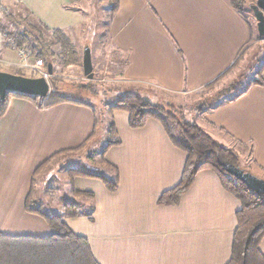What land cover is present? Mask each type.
Segmentation results:
<instances>
[{
    "label": "crops",
    "instance_id": "crops-1",
    "mask_svg": "<svg viewBox=\"0 0 264 264\" xmlns=\"http://www.w3.org/2000/svg\"><path fill=\"white\" fill-rule=\"evenodd\" d=\"M81 1L0 0V4L26 10L51 29L68 30L84 20ZM251 26L230 0H119L108 35L125 55L126 81L152 85L168 96L167 103L184 107L187 95L234 64L254 32ZM19 61V51L0 32V70L16 73ZM96 116L91 104L42 107L26 97L11 98L0 118V232L52 233L43 215L26 209L27 198L33 191L43 212L62 214L60 204H55L60 198L44 199L43 189L34 188L35 181L54 160L88 150ZM114 120L121 143L110 147L105 159L119 170L118 190H108L98 178L68 176L69 185L60 190L64 194L72 186L95 195L93 213L66 217L68 225L89 239L100 264H227L241 201L223 187L214 170L203 169L179 204H159L160 195L180 182L187 154L158 119L132 128L129 112L116 110ZM196 122L264 178V85L216 101ZM69 168L59 170L68 175ZM67 199L78 202L81 210L92 206L91 199L89 206L84 199ZM260 249L264 253V237Z\"/></svg>",
    "mask_w": 264,
    "mask_h": 264
},
{
    "label": "trees",
    "instance_id": "trees-1",
    "mask_svg": "<svg viewBox=\"0 0 264 264\" xmlns=\"http://www.w3.org/2000/svg\"><path fill=\"white\" fill-rule=\"evenodd\" d=\"M230 1L238 13L251 26V19L247 15V11H252L250 4L255 3L256 0ZM112 2L110 22L119 8V0H112ZM0 13H5L6 16L13 17L3 4H0ZM34 31L38 35L34 34ZM75 31V28L68 30L51 29L42 21H37L36 24H27V27L23 31L8 32L0 24V32L6 38H10V44L12 46L17 48L18 51L24 49L27 52V56L34 60L39 58L43 59L47 70L48 64H52L54 69L55 59H59L66 66L77 64L81 60L83 63V51L81 53ZM44 32H49L53 35L54 46L57 45V50H54L52 46L44 42ZM261 39L264 38L258 34L257 41ZM255 42L256 40H254L252 35L230 68L235 66L236 62ZM263 72L264 63L257 73L258 77L252 80L248 87L244 88L235 96H241L252 85H264ZM16 73L24 74L21 70ZM50 79L52 90L47 97L8 91L6 99H0V118L7 111L13 96L26 97L42 107H50L64 102L90 106L89 103L82 99L64 94L55 85L57 80H61L58 78V75L54 76L53 74L50 76ZM218 79L219 77L216 80ZM216 80L211 83H214ZM108 107L112 118L109 133L114 135L115 138L108 140L101 152V160L106 168V172L92 173L75 169L71 171V178L76 175L98 178L105 183L108 190L112 192L117 191L120 185L119 170L105 159L106 151L110 147L121 143L116 130L114 112L116 110L129 112V123L132 128L143 127L150 118L158 119L166 128L173 143L187 154V160L180 182L164 191L160 195L158 203L179 204L182 194L192 185L201 170H214L220 177L223 187L236 196L242 204L241 208L237 211L238 225L234 233L232 256L227 264H264V253L260 249V242L264 237V195L258 194L250 189L243 181L231 175L225 168L226 163H232L242 167V160L239 153L235 149L227 147L217 141L196 121H183L181 118L179 119L175 113L178 109L177 105L168 104L164 106L149 97L130 93L117 98ZM95 123L92 139L97 134L98 116H96ZM73 188L76 194L86 196L92 200L91 208L81 210L79 203L68 202L64 205L62 214H47L36 205L37 202L33 198V191L29 194L26 209L29 212L43 215L53 231L46 236L14 235L0 232V264H100L93 254L89 239L86 236L77 234L66 222V217H76L82 214L91 215L95 209V195L93 192L80 191L75 187Z\"/></svg>",
    "mask_w": 264,
    "mask_h": 264
},
{
    "label": "rangeland",
    "instance_id": "rangeland-1",
    "mask_svg": "<svg viewBox=\"0 0 264 264\" xmlns=\"http://www.w3.org/2000/svg\"><path fill=\"white\" fill-rule=\"evenodd\" d=\"M80 5L84 9V20L75 32L81 53L87 44L91 47L94 78L89 79L85 75L82 60L77 64L66 66L59 59H55L54 76L58 75V78L61 79L57 80L55 85L64 94L82 99L96 109L98 116L97 134L92 139L93 141L87 148L88 150H83L76 154V156L67 155V159L61 157L54 161L52 159L49 160L42 169L46 168L53 161L50 167L51 171L47 169L45 174L43 172L42 175L37 176L34 186V188L41 187L43 189L42 197L46 200L52 197L58 200L60 198L61 201L55 202V204H60L62 211H64L66 203L72 202L67 199V196L71 197L72 200L75 198L84 199L87 202L86 206H89L90 199L76 194L72 186L70 188H68L69 186L67 187L70 191L65 192V194L63 191H60L63 190V187L69 185L67 180L68 176L70 179L72 170L86 168L93 172H106V168L101 160V152L108 140L115 138L114 135L109 133L112 118L108 106L115 102L117 98L130 93H136L149 97L152 100H157V102H160L164 106L169 104L164 100L168 96L158 88L152 85L134 84L124 79L125 55L114 46L108 35L110 10L113 5L112 0H82ZM7 9L13 17L0 13V24L8 32L23 31L27 27V24L37 23L30 14H27L26 10H15L9 7ZM247 15L251 19L254 30L252 35L256 42L241 56L235 66L219 77L218 80L187 95L184 107L177 106L178 109L175 111L179 119L181 118L183 121H196L198 116L204 115L205 110L214 105L216 101L236 95L258 77L257 73L264 63V39L257 41V21L253 11H247ZM34 34L38 35L35 31ZM43 36L46 44L52 46L54 50L58 49L57 45L54 46V37L51 33L44 32ZM33 60L31 59V61ZM19 65L20 68L18 70L16 68H12V70H21L27 76H39L33 68L22 66L20 61ZM48 79L51 83L50 76ZM63 166L65 169L66 167L67 169L69 167L76 168H69L67 175L65 173L62 174L59 170ZM241 166L253 172V169L246 165L245 160L241 161ZM33 198L37 202L36 205L41 207L40 202L36 199V194L33 195ZM42 207L44 210L46 209L45 205ZM48 211L51 213L55 212V210Z\"/></svg>",
    "mask_w": 264,
    "mask_h": 264
},
{
    "label": "water",
    "instance_id": "water-1",
    "mask_svg": "<svg viewBox=\"0 0 264 264\" xmlns=\"http://www.w3.org/2000/svg\"><path fill=\"white\" fill-rule=\"evenodd\" d=\"M257 21V30L260 37L264 38V0H256L250 4ZM83 69L89 79L94 78V67L90 45L83 49ZM49 75L54 74L52 64H48ZM52 90L50 80L45 76H27L0 70V99L5 100L8 91L21 92L39 97H47ZM226 170L239 180L243 181L250 189L264 195V178L232 163L225 164Z\"/></svg>",
    "mask_w": 264,
    "mask_h": 264
},
{
    "label": "built area",
    "instance_id": "built-area-1",
    "mask_svg": "<svg viewBox=\"0 0 264 264\" xmlns=\"http://www.w3.org/2000/svg\"><path fill=\"white\" fill-rule=\"evenodd\" d=\"M20 64L24 67H31L38 73L39 76H45L49 78L48 70L45 67L43 59H35L31 61L30 57L27 56V52L24 49L19 50Z\"/></svg>",
    "mask_w": 264,
    "mask_h": 264
}]
</instances>
